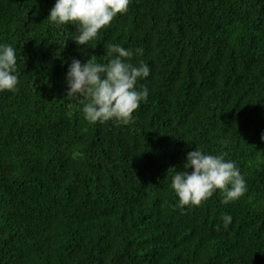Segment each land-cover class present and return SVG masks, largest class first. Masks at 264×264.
I'll return each instance as SVG.
<instances>
[{"label": "trees", "instance_id": "obj_1", "mask_svg": "<svg viewBox=\"0 0 264 264\" xmlns=\"http://www.w3.org/2000/svg\"><path fill=\"white\" fill-rule=\"evenodd\" d=\"M54 5L0 0L19 78L0 93V264H264V0H132L89 47L49 23ZM108 44L151 69L127 126L66 96L73 58L105 63ZM195 148L227 152L246 195L175 207Z\"/></svg>", "mask_w": 264, "mask_h": 264}, {"label": "clouds", "instance_id": "obj_2", "mask_svg": "<svg viewBox=\"0 0 264 264\" xmlns=\"http://www.w3.org/2000/svg\"><path fill=\"white\" fill-rule=\"evenodd\" d=\"M132 0H55L47 20L60 27L75 25L77 32L71 38L78 46L89 47L102 29L110 26L118 16L126 14ZM143 55V49L135 52L119 44H108L107 62H96L93 57L82 63L73 58L66 73L67 97L83 105L81 111L90 124L112 122L116 126L134 123V113L142 103H147L149 90L137 87L138 82L149 77L151 69L140 61L133 64L134 55ZM16 49L0 44V93L18 90ZM264 140V135L261 137ZM228 153L209 154L195 148L187 153L183 170L175 171L171 189L178 202L175 207H199L219 194L221 203L227 205L246 195L245 177L234 161L226 159ZM177 169V168H173ZM191 169L189 172L188 170ZM226 228L232 222L231 215L222 217Z\"/></svg>", "mask_w": 264, "mask_h": 264}]
</instances>
